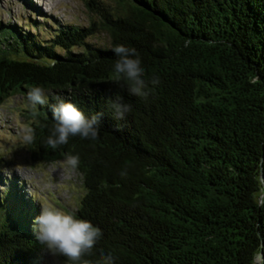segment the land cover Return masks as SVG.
Returning a JSON list of instances; mask_svg holds the SVG:
<instances>
[{
	"label": "trees",
	"instance_id": "1",
	"mask_svg": "<svg viewBox=\"0 0 264 264\" xmlns=\"http://www.w3.org/2000/svg\"><path fill=\"white\" fill-rule=\"evenodd\" d=\"M84 1L95 19L48 23L46 40L0 25V104L48 89V103L29 111L28 151L43 164L79 156L74 211L103 233L86 258L253 264L264 250V0ZM96 34L107 43H90ZM117 44L137 49L146 78L159 79L147 99L114 79ZM117 95L132 106L119 121L106 107ZM57 97L104 112L97 140L47 144ZM37 216L13 188L0 192V264H41Z\"/></svg>",
	"mask_w": 264,
	"mask_h": 264
},
{
	"label": "rangeland",
	"instance_id": "2",
	"mask_svg": "<svg viewBox=\"0 0 264 264\" xmlns=\"http://www.w3.org/2000/svg\"><path fill=\"white\" fill-rule=\"evenodd\" d=\"M94 0L112 5L111 0ZM27 19L40 23L35 32ZM95 14L89 11L84 0H0V25L13 24L19 30L46 40L52 33L48 23L77 24L87 27ZM44 25V26H43ZM36 29L39 26H35ZM90 43L105 45L104 34L88 39ZM33 110L27 95L6 97L0 104V192L13 188L27 203L41 207L54 205L62 209L77 207L83 194L79 173L68 164V158L48 164L33 162L24 136L29 134ZM41 264H63L56 255L44 249Z\"/></svg>",
	"mask_w": 264,
	"mask_h": 264
},
{
	"label": "clouds",
	"instance_id": "3",
	"mask_svg": "<svg viewBox=\"0 0 264 264\" xmlns=\"http://www.w3.org/2000/svg\"><path fill=\"white\" fill-rule=\"evenodd\" d=\"M112 51L117 57L114 63V79L123 82L133 97L147 99L153 88L159 84L157 77L146 78L142 59L134 47L117 44ZM30 106L36 114L38 106L46 105L49 92L44 85H34L27 92ZM106 107L113 114L112 118L119 121L131 111V104L122 96L109 99ZM53 127L47 137V144L53 149L67 144L71 137L97 140L101 131L104 112L87 115L71 100L60 97L52 105ZM34 135L24 136L25 142H32ZM79 156L68 157V164L75 168ZM36 238L40 244L53 255L62 256L69 264H91L86 258L91 255L98 243L103 239L100 228L91 221L79 218L72 209H62L54 205L41 207L40 214L34 220ZM264 259V250L253 257V264ZM117 258L112 254H102L96 264H116Z\"/></svg>",
	"mask_w": 264,
	"mask_h": 264
},
{
	"label": "water",
	"instance_id": "4",
	"mask_svg": "<svg viewBox=\"0 0 264 264\" xmlns=\"http://www.w3.org/2000/svg\"><path fill=\"white\" fill-rule=\"evenodd\" d=\"M261 261H262V259H261L260 261H258V262H257V264H262V262H261Z\"/></svg>",
	"mask_w": 264,
	"mask_h": 264
}]
</instances>
